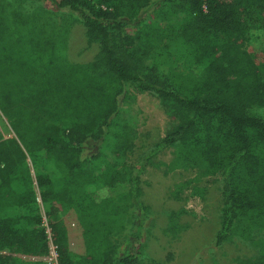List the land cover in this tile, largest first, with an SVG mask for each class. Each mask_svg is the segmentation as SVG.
I'll return each instance as SVG.
<instances>
[{
	"label": "trees",
	"instance_id": "trees-1",
	"mask_svg": "<svg viewBox=\"0 0 264 264\" xmlns=\"http://www.w3.org/2000/svg\"><path fill=\"white\" fill-rule=\"evenodd\" d=\"M74 23L97 45L87 63L67 57ZM255 30L264 0H0V111L15 135L0 140V264H45L51 245L58 264H162L133 242L147 214L140 174L170 148L166 172H196L174 198L220 176L214 245L237 238L256 255L231 264H264V57L244 46ZM131 85L174 119L137 168L133 127L118 117ZM114 118L113 149L91 151ZM181 214L168 215L166 236L187 229Z\"/></svg>",
	"mask_w": 264,
	"mask_h": 264
},
{
	"label": "rangeland",
	"instance_id": "rangeland-1",
	"mask_svg": "<svg viewBox=\"0 0 264 264\" xmlns=\"http://www.w3.org/2000/svg\"><path fill=\"white\" fill-rule=\"evenodd\" d=\"M50 7L48 2H27L26 9L35 6ZM61 15L56 11L55 19ZM155 18L151 13L144 18L150 22ZM245 49L259 63L264 57V30L251 31ZM97 45L89 44L85 38V31L80 23H74L68 33L67 57L72 63H87L97 53ZM129 99L122 101L119 119L130 122L133 129L134 151L127 156L128 161L136 168L139 166L143 154L153 148L164 134L174 125V119L165 113L158 100L148 93L141 92L136 86L127 87ZM113 119L109 133L98 143H90L91 151L102 150L108 152L113 149L112 136L119 123ZM15 135L9 121L0 111V140L14 139ZM174 148L167 149L155 155L150 164L140 174L142 196L141 201L147 207L146 218L141 229L142 237L133 242L135 249L145 259H152L162 264H231L235 258H248L256 255V250L247 242L234 238L232 242L220 246L214 245V236L219 227V211L221 206L220 185L221 177H198V179L183 189L180 199H175L173 193L177 185L187 183L194 178V170H176L166 172V165L172 159ZM26 159L34 167V159L26 154ZM47 168L52 174V165ZM37 211L43 216V227L47 236L50 229L44 216L45 206L37 198ZM136 212V211H135ZM172 212H182L179 222L187 229L178 237L172 238L163 233ZM129 228V226H128ZM128 230L114 237L120 245L124 242ZM171 256V259H169ZM45 264H53L50 256Z\"/></svg>",
	"mask_w": 264,
	"mask_h": 264
},
{
	"label": "built area",
	"instance_id": "built-area-1",
	"mask_svg": "<svg viewBox=\"0 0 264 264\" xmlns=\"http://www.w3.org/2000/svg\"><path fill=\"white\" fill-rule=\"evenodd\" d=\"M55 248L51 245V250H50V252H49V256L51 257V258H53V264H58V261H57V254L55 253ZM48 256V257H49Z\"/></svg>",
	"mask_w": 264,
	"mask_h": 264
}]
</instances>
